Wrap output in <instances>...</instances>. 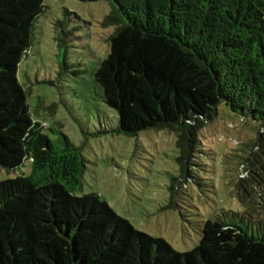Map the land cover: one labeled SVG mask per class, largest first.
Masks as SVG:
<instances>
[{
	"label": "trees",
	"instance_id": "obj_1",
	"mask_svg": "<svg viewBox=\"0 0 264 264\" xmlns=\"http://www.w3.org/2000/svg\"><path fill=\"white\" fill-rule=\"evenodd\" d=\"M107 1L115 29L94 76L121 133L174 131L183 174L200 151L202 118L222 102L264 137V0ZM44 3L0 0V167L32 164L0 181V264H264V142L237 183L244 209L205 220L189 251L137 229L99 194L75 193L82 147L44 132L18 77Z\"/></svg>",
	"mask_w": 264,
	"mask_h": 264
},
{
	"label": "rangeland",
	"instance_id": "obj_2",
	"mask_svg": "<svg viewBox=\"0 0 264 264\" xmlns=\"http://www.w3.org/2000/svg\"><path fill=\"white\" fill-rule=\"evenodd\" d=\"M44 4L18 77L44 132L56 142L64 134L82 147L86 167L75 193H97L137 229L164 238L177 251L193 249L205 220L244 209L237 183L251 174L248 157L252 160L264 142L261 124L222 102L215 117L202 118L200 151L189 174H183L176 133L167 128L121 133L119 114L105 102L95 80L115 29L104 22L110 2ZM31 169L29 159L15 169L0 167V181L29 175Z\"/></svg>",
	"mask_w": 264,
	"mask_h": 264
}]
</instances>
